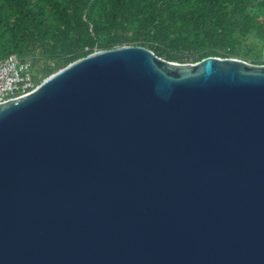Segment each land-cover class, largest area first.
I'll return each instance as SVG.
<instances>
[{
	"label": "water",
	"instance_id": "water-1",
	"mask_svg": "<svg viewBox=\"0 0 264 264\" xmlns=\"http://www.w3.org/2000/svg\"><path fill=\"white\" fill-rule=\"evenodd\" d=\"M0 264H264V64L122 45L1 102Z\"/></svg>",
	"mask_w": 264,
	"mask_h": 264
},
{
	"label": "trees",
	"instance_id": "trees-1",
	"mask_svg": "<svg viewBox=\"0 0 264 264\" xmlns=\"http://www.w3.org/2000/svg\"><path fill=\"white\" fill-rule=\"evenodd\" d=\"M138 45L168 61L264 64V0H0V57L35 84L95 50Z\"/></svg>",
	"mask_w": 264,
	"mask_h": 264
},
{
	"label": "built area",
	"instance_id": "built-area-1",
	"mask_svg": "<svg viewBox=\"0 0 264 264\" xmlns=\"http://www.w3.org/2000/svg\"><path fill=\"white\" fill-rule=\"evenodd\" d=\"M29 61L14 54L0 57V103L32 89Z\"/></svg>",
	"mask_w": 264,
	"mask_h": 264
}]
</instances>
